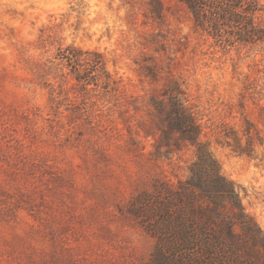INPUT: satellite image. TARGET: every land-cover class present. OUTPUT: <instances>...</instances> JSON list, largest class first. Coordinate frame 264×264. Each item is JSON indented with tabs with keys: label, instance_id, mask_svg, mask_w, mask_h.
Here are the masks:
<instances>
[{
	"label": "rangeland",
	"instance_id": "1",
	"mask_svg": "<svg viewBox=\"0 0 264 264\" xmlns=\"http://www.w3.org/2000/svg\"><path fill=\"white\" fill-rule=\"evenodd\" d=\"M68 48L116 90L83 86ZM176 83L264 231V144L241 156L223 137L246 121L264 137V44H220L176 0H0V264H149L131 205L196 159L154 105Z\"/></svg>",
	"mask_w": 264,
	"mask_h": 264
},
{
	"label": "trees",
	"instance_id": "2",
	"mask_svg": "<svg viewBox=\"0 0 264 264\" xmlns=\"http://www.w3.org/2000/svg\"><path fill=\"white\" fill-rule=\"evenodd\" d=\"M176 1L188 8L198 30L220 44H264V23L259 20L263 6L258 0ZM83 55L73 48L59 54L83 86L102 84L107 93L115 91L111 75L99 74L103 62ZM166 97L167 111L162 101L154 105L159 113H166L167 147L190 144L196 159L186 179L167 180L166 189L142 192L131 205L135 216L146 219V233L158 240L149 264H264V231L247 211L237 185L223 174L210 144L202 140V125L179 84ZM223 137L226 146L241 156L251 157L257 141L264 144L250 121L242 133L232 128Z\"/></svg>",
	"mask_w": 264,
	"mask_h": 264
}]
</instances>
